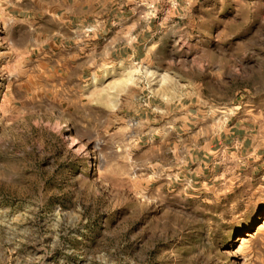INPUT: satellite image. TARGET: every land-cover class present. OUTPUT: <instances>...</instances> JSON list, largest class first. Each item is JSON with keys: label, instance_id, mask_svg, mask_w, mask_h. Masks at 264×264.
Returning a JSON list of instances; mask_svg holds the SVG:
<instances>
[{"label": "rangeland", "instance_id": "obj_1", "mask_svg": "<svg viewBox=\"0 0 264 264\" xmlns=\"http://www.w3.org/2000/svg\"><path fill=\"white\" fill-rule=\"evenodd\" d=\"M158 4L147 56L83 92L46 0H0V264H264V171L208 153L231 123L264 134V0Z\"/></svg>", "mask_w": 264, "mask_h": 264}, {"label": "crops", "instance_id": "obj_2", "mask_svg": "<svg viewBox=\"0 0 264 264\" xmlns=\"http://www.w3.org/2000/svg\"><path fill=\"white\" fill-rule=\"evenodd\" d=\"M166 1L171 3L177 0ZM158 2L159 0H46V27L58 30L51 35V48L58 52L53 56L57 55L56 63H65L69 71L66 77L69 80L71 76L76 77L78 90H88L91 75L114 63L116 58L120 59L122 56L124 60L134 55L147 56L149 40L146 37L152 27H157L154 18L162 8ZM78 25H93L97 30L91 35L85 34L75 30ZM124 50L129 51V54L124 56ZM63 51L66 56H63ZM50 61L53 68L54 63ZM68 66L72 68L69 69ZM77 70L80 74L76 73ZM190 106L191 103L180 106L176 111L174 127L178 131L195 132L197 125L201 123L199 120L185 121V116H190L193 120L197 115L193 114L194 109ZM202 134L201 129L192 134V137L197 140ZM210 148V166L221 168V175L227 176L229 180H251L253 173L264 171V134L260 138L252 123L239 127L234 123L229 124L213 139ZM201 157L209 159L207 154ZM199 162L203 167L206 161L202 159Z\"/></svg>", "mask_w": 264, "mask_h": 264}, {"label": "built area", "instance_id": "obj_3", "mask_svg": "<svg viewBox=\"0 0 264 264\" xmlns=\"http://www.w3.org/2000/svg\"><path fill=\"white\" fill-rule=\"evenodd\" d=\"M80 27L81 28H79V29L85 34H93L96 32L95 26H93V25H83ZM79 29L77 28V30H79Z\"/></svg>", "mask_w": 264, "mask_h": 264}]
</instances>
